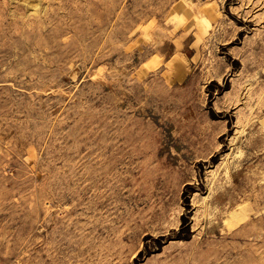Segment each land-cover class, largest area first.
<instances>
[{"label":"rangeland","instance_id":"1","mask_svg":"<svg viewBox=\"0 0 264 264\" xmlns=\"http://www.w3.org/2000/svg\"><path fill=\"white\" fill-rule=\"evenodd\" d=\"M0 264H264V0H0Z\"/></svg>","mask_w":264,"mask_h":264}]
</instances>
